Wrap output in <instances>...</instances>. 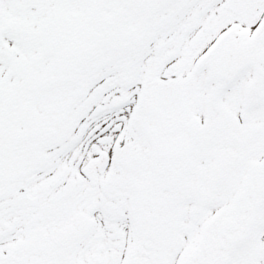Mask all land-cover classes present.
I'll return each instance as SVG.
<instances>
[{
  "label": "snow or ice",
  "instance_id": "obj_1",
  "mask_svg": "<svg viewBox=\"0 0 264 264\" xmlns=\"http://www.w3.org/2000/svg\"><path fill=\"white\" fill-rule=\"evenodd\" d=\"M0 264H264V0H0Z\"/></svg>",
  "mask_w": 264,
  "mask_h": 264
}]
</instances>
